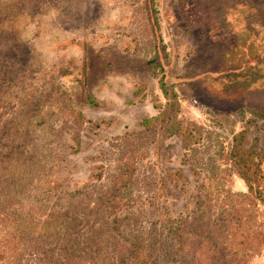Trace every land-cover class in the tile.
<instances>
[{
    "label": "rangeland",
    "instance_id": "rangeland-1",
    "mask_svg": "<svg viewBox=\"0 0 264 264\" xmlns=\"http://www.w3.org/2000/svg\"><path fill=\"white\" fill-rule=\"evenodd\" d=\"M153 1L161 41L149 0H0V213L80 219L50 242L94 264H264L206 226L264 229L238 173L264 196V0ZM14 247L0 264L32 259Z\"/></svg>",
    "mask_w": 264,
    "mask_h": 264
},
{
    "label": "trees",
    "instance_id": "trees-1",
    "mask_svg": "<svg viewBox=\"0 0 264 264\" xmlns=\"http://www.w3.org/2000/svg\"><path fill=\"white\" fill-rule=\"evenodd\" d=\"M149 2V5L152 7V12L150 14V23L155 33L156 39L161 41L157 11L156 9H154V1L149 0ZM69 65H71V67L68 73H66V69L62 67L59 69L57 74L62 77H67L71 75L70 70L72 69L75 74V69L77 66L73 65V63H68L67 68L69 67ZM82 75L83 78H85L84 69ZM174 83L175 82L168 78L161 82V86L165 88L172 87ZM86 100H88V103L91 102L90 99ZM192 135L194 136V133H192ZM238 173L246 183L248 195L245 197H254L258 201L262 200V202H264L262 191L259 190L256 184H253V182H251L249 173H247L246 171H239ZM96 178L98 179L100 178V176L97 175ZM206 189L207 188H205V190ZM201 190H204V185L201 186ZM23 207L24 205H18L16 211L4 210L2 211V213H0V252L2 254L8 253L12 255L11 252L16 250L14 245L20 246L21 244H23V246L26 245V250L31 253L30 255L32 257V259H30L29 261H24V264H84V260H87L91 263L93 261L94 264V254L97 245H82L79 247L77 246L75 248H71L70 245H66V243L61 242V240L63 239L62 235L59 241H55L54 243L50 242L51 233L49 231L51 230L57 232L59 236L62 232L67 233V229L72 227L77 228V231L81 232L85 225L79 222L80 219H74L70 221L68 219L69 217L65 216V218H63L62 220L61 218L58 219L53 214L49 213H45V215L40 216L41 214H39V212L31 210L30 213L24 214ZM244 212L245 210L240 207L230 208L226 212V215H228V217L226 218V215L224 216L222 224L219 223V225H216L215 223V225L212 226L211 229L210 222H207L206 224L207 228L209 229V231L207 232H209L210 234L211 232H213L214 235L211 236L212 238H214V240L215 238H218L217 235H219L220 238L224 237L225 239H227V237H230L229 235L231 233L229 234L227 232V229H225V226L227 225H229V228L231 229L235 225L238 227V230L239 228L244 229L237 233L238 236H235L238 241L235 242L233 247H229L231 250H233L230 254L232 258L236 256H240L242 258L243 252L244 254H253L254 252L260 250L264 243V229L260 228V226L259 229H255L257 227L255 226L256 216L253 213L249 214L248 212L245 213L247 214L245 216ZM198 214L199 215L197 216L199 217L200 222L205 224L203 213ZM252 221L254 223V229L251 228ZM98 230L99 228L94 223L90 226L88 232L84 233V235L95 236ZM36 233L38 234L36 235L35 239L29 238ZM202 233L204 234V232ZM210 234H206L205 237L210 238ZM215 246L216 248L214 249L218 250L221 254H223V256H226L230 253L228 251V247L225 246L223 242L219 244L215 243ZM185 250L186 249L182 251H184V253H191V251ZM82 251H85L86 254L83 255L82 259H80ZM239 252H241L242 254H240ZM1 259L3 260L5 259V257L0 256V260ZM13 260L15 261V259ZM18 264H20V262Z\"/></svg>",
    "mask_w": 264,
    "mask_h": 264
}]
</instances>
